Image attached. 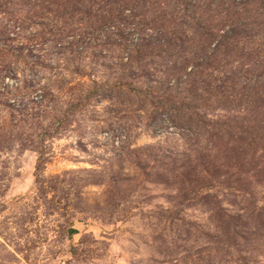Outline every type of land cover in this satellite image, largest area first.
I'll use <instances>...</instances> for the list:
<instances>
[{
    "label": "rangeland",
    "instance_id": "1",
    "mask_svg": "<svg viewBox=\"0 0 264 264\" xmlns=\"http://www.w3.org/2000/svg\"><path fill=\"white\" fill-rule=\"evenodd\" d=\"M0 264H264V0H0Z\"/></svg>",
    "mask_w": 264,
    "mask_h": 264
},
{
    "label": "trees",
    "instance_id": "2",
    "mask_svg": "<svg viewBox=\"0 0 264 264\" xmlns=\"http://www.w3.org/2000/svg\"><path fill=\"white\" fill-rule=\"evenodd\" d=\"M231 33H233V32L231 31Z\"/></svg>",
    "mask_w": 264,
    "mask_h": 264
}]
</instances>
